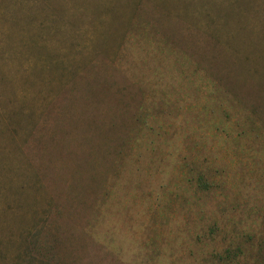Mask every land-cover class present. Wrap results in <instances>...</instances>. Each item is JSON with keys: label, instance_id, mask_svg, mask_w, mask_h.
<instances>
[{"label": "rangeland", "instance_id": "374dc122", "mask_svg": "<svg viewBox=\"0 0 264 264\" xmlns=\"http://www.w3.org/2000/svg\"><path fill=\"white\" fill-rule=\"evenodd\" d=\"M0 264H264V0H0Z\"/></svg>", "mask_w": 264, "mask_h": 264}, {"label": "trees", "instance_id": "16d2710c", "mask_svg": "<svg viewBox=\"0 0 264 264\" xmlns=\"http://www.w3.org/2000/svg\"><path fill=\"white\" fill-rule=\"evenodd\" d=\"M197 183L199 186L202 187H208V183L206 182V180L204 179L203 175L199 174L197 177Z\"/></svg>", "mask_w": 264, "mask_h": 264}]
</instances>
